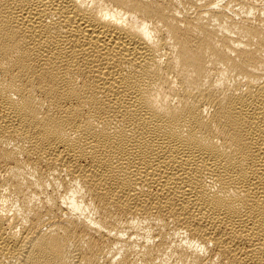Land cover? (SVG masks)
I'll use <instances>...</instances> for the list:
<instances>
[{
    "label": "bare ground",
    "instance_id": "6f19581e",
    "mask_svg": "<svg viewBox=\"0 0 264 264\" xmlns=\"http://www.w3.org/2000/svg\"><path fill=\"white\" fill-rule=\"evenodd\" d=\"M0 264H264V0H0Z\"/></svg>",
    "mask_w": 264,
    "mask_h": 264
}]
</instances>
